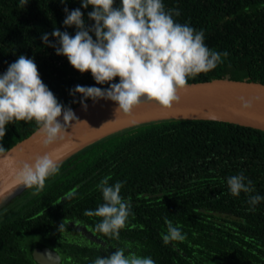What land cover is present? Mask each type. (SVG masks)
Instances as JSON below:
<instances>
[{"label":"trees","instance_id":"trees-1","mask_svg":"<svg viewBox=\"0 0 264 264\" xmlns=\"http://www.w3.org/2000/svg\"><path fill=\"white\" fill-rule=\"evenodd\" d=\"M27 2L0 0V73L21 54L32 58L42 81L70 108L80 99L69 95L74 86L107 87L96 84L90 72L75 70L66 56L41 40L54 29L75 34V26L63 24L65 7L80 8L91 25V6L81 8L80 0ZM162 2L166 9L180 10L177 22L203 30L210 49L228 53L216 68L188 82L231 78L264 83V0ZM49 40L55 42L51 35ZM37 127L34 121H14L0 144L8 149ZM59 163V172L39 194L0 219V264H38L31 256L36 244L54 249L59 264H92L117 248L150 256L156 264H264V200L254 210L248 203L250 195L264 197L263 130L168 118L111 134ZM240 172L255 191L233 196L227 178ZM106 176L110 185L124 181L120 194L132 204L119 239L97 232L102 218L86 214L104 202L97 185ZM20 197L10 200L9 209ZM166 219L186 234L184 242H163Z\"/></svg>","mask_w":264,"mask_h":264},{"label":"clouds","instance_id":"clouds-1","mask_svg":"<svg viewBox=\"0 0 264 264\" xmlns=\"http://www.w3.org/2000/svg\"><path fill=\"white\" fill-rule=\"evenodd\" d=\"M27 4V0H22ZM66 3V0H60ZM81 8L91 6L87 13L91 25L85 23L80 8L66 13L63 24L75 26V34L54 29L41 36L43 43L55 49L57 55L67 57L69 64L80 73L90 72L98 85H76L69 95L79 94L84 110L85 102L99 99L115 103V114H129L142 102L155 101L168 109L181 99L178 94L188 84L189 78L207 73L222 62L227 52L210 49L204 42V31H197L189 24H181L174 17L180 10L166 9L162 0H80ZM49 35L55 42L49 40ZM119 78V82H113ZM240 109L248 110L262 97L245 99L239 97ZM14 121H34L42 143L47 146L62 141L66 129L79 121L74 111L60 103L55 94L42 81L38 67L32 58L21 54L0 73V141L6 134V126ZM8 149L0 144V157L9 161ZM60 170L59 161L45 152L23 161L12 169L11 187L23 186L39 194L46 180ZM110 177L101 179L97 188L102 193L103 203L89 216L102 218L95 225L96 231L105 236L119 239V232L126 227L132 214L129 199L121 196L124 181L109 184ZM230 194L239 196L255 191L253 182L243 172L227 178ZM75 195V190L69 196ZM0 198H3L0 196ZM264 200L259 194L250 195L248 203L254 206ZM59 203V202H57ZM167 233L163 242H184L186 234L165 220ZM63 225L60 224L59 228ZM130 247V246H128ZM92 264H156L150 256L138 255L135 251L117 248L106 256H98Z\"/></svg>","mask_w":264,"mask_h":264},{"label":"water","instance_id":"water-1","mask_svg":"<svg viewBox=\"0 0 264 264\" xmlns=\"http://www.w3.org/2000/svg\"><path fill=\"white\" fill-rule=\"evenodd\" d=\"M178 103L165 109L155 101L142 102L131 113L115 114V103L88 99L84 110L80 103L71 107L77 116L67 129L64 140L45 146L38 134V127L26 137L8 148L9 161L0 157V206L9 202L25 187H11L12 169L23 161L30 162L37 154H51L59 162L82 148L111 134L142 123L168 118L210 119L250 126L264 131V83L231 78H215L208 81L188 82L178 93ZM262 97L248 110L240 109L239 97ZM86 232V228H82ZM88 236H92L89 234ZM31 256L38 264H59L60 256L48 246L36 244Z\"/></svg>","mask_w":264,"mask_h":264},{"label":"rangeland","instance_id":"rangeland-1","mask_svg":"<svg viewBox=\"0 0 264 264\" xmlns=\"http://www.w3.org/2000/svg\"><path fill=\"white\" fill-rule=\"evenodd\" d=\"M49 178L47 180H49ZM47 180H46V182H48ZM46 182H45V184H46ZM26 189L27 188L23 189L21 191V193L17 194L14 198H16V197L19 198L20 195L22 194V192H24ZM33 191H34V189H28V190H26L24 192L25 194L20 197V201L17 202V205L14 206V207H11L10 209L8 207V203H10L14 198L11 201H9V202L5 203L4 205L0 206V219L4 218L5 216H8L11 212H13L16 209V207L18 206V204H20L21 202H23L25 199L31 197L33 195Z\"/></svg>","mask_w":264,"mask_h":264}]
</instances>
